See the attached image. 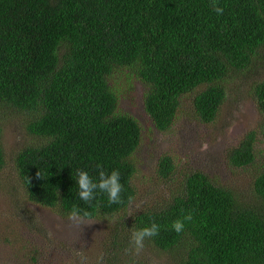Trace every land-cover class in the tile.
Returning <instances> with one entry per match:
<instances>
[{
  "label": "trees",
  "instance_id": "obj_1",
  "mask_svg": "<svg viewBox=\"0 0 264 264\" xmlns=\"http://www.w3.org/2000/svg\"><path fill=\"white\" fill-rule=\"evenodd\" d=\"M262 50L264 0H0V111L23 115L26 134L36 139L13 153L27 201L62 216L73 205L87 208L76 170L96 177L100 164L120 171L122 203L101 194L90 219L117 218L130 234L155 221L159 235L145 245L172 253L174 264H264V159L257 160L256 133L227 154L234 168H255L249 199L190 171L168 199L124 218L136 196L142 129L119 110L120 82L135 79L158 131L175 125L185 101L198 122L212 125L228 78ZM253 96L264 118V80ZM3 133L0 122V170ZM174 170L163 156L160 179L170 181ZM188 215L175 232L173 222Z\"/></svg>",
  "mask_w": 264,
  "mask_h": 264
},
{
  "label": "rangeland",
  "instance_id": "obj_2",
  "mask_svg": "<svg viewBox=\"0 0 264 264\" xmlns=\"http://www.w3.org/2000/svg\"><path fill=\"white\" fill-rule=\"evenodd\" d=\"M261 80H264V50L250 68L228 78L226 99L215 123L207 126L198 122L190 102L185 101L175 125L164 133L153 126L144 110L143 85L135 79L120 82L119 110L134 117L142 129L135 155L136 196L124 218L168 199L190 171L207 174L244 199L251 197L254 166L234 168L227 154L247 132L254 131L257 160L264 159V118L253 96V87ZM0 122L6 153L0 170V264H174L172 253L146 245L136 253L126 242L130 233L117 226V218L89 219L75 224L67 216L28 202L14 169L13 153L36 139L26 134V121L21 114L0 111ZM165 155L175 165L170 181L160 179L157 174L158 163ZM119 228L117 234L115 230Z\"/></svg>",
  "mask_w": 264,
  "mask_h": 264
},
{
  "label": "clouds",
  "instance_id": "obj_3",
  "mask_svg": "<svg viewBox=\"0 0 264 264\" xmlns=\"http://www.w3.org/2000/svg\"><path fill=\"white\" fill-rule=\"evenodd\" d=\"M214 11L221 15L224 9L218 3L213 4ZM98 173L93 177L89 171L85 169L76 170L75 184L77 187V196L83 201L87 208L79 205H73L67 213V218L75 224H83L91 218L90 208L94 207V202L101 194L106 195L108 201L113 204L122 203V192L124 191L121 183V174L118 169H113L110 172L103 170L102 165L97 164ZM188 215L183 219H177L172 224V229L180 233L185 229V220H190ZM161 226L155 221L140 228H131L130 245L131 248L139 253L145 246V241L159 235ZM127 251V250H126Z\"/></svg>",
  "mask_w": 264,
  "mask_h": 264
}]
</instances>
